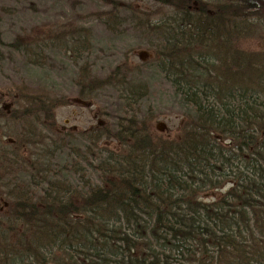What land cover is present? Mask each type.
I'll return each instance as SVG.
<instances>
[{
	"label": "trees",
	"instance_id": "1",
	"mask_svg": "<svg viewBox=\"0 0 264 264\" xmlns=\"http://www.w3.org/2000/svg\"><path fill=\"white\" fill-rule=\"evenodd\" d=\"M183 3L233 39L264 32V0ZM30 44L24 53L44 66L47 53ZM103 83L80 67L82 97ZM12 97L0 113L14 136H0V190L13 203L0 218V264H264V201L237 185L208 199L207 183L159 151L138 115L63 131L64 97L27 85Z\"/></svg>",
	"mask_w": 264,
	"mask_h": 264
},
{
	"label": "rangeland",
	"instance_id": "2",
	"mask_svg": "<svg viewBox=\"0 0 264 264\" xmlns=\"http://www.w3.org/2000/svg\"><path fill=\"white\" fill-rule=\"evenodd\" d=\"M0 37V113L23 85L66 99L55 109L63 131L128 111L207 183L208 199L237 185L264 201L263 31L233 39L183 0H0ZM28 43L47 53L44 66ZM82 66L104 81L93 99L76 85ZM3 120L0 136L12 140ZM12 206L0 190V218Z\"/></svg>",
	"mask_w": 264,
	"mask_h": 264
}]
</instances>
